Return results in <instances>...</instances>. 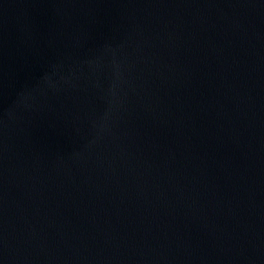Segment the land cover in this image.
Instances as JSON below:
<instances>
[{
    "label": "water",
    "instance_id": "water-1",
    "mask_svg": "<svg viewBox=\"0 0 264 264\" xmlns=\"http://www.w3.org/2000/svg\"><path fill=\"white\" fill-rule=\"evenodd\" d=\"M0 264H264V0H0Z\"/></svg>",
    "mask_w": 264,
    "mask_h": 264
}]
</instances>
